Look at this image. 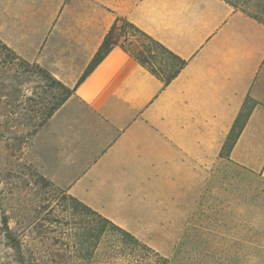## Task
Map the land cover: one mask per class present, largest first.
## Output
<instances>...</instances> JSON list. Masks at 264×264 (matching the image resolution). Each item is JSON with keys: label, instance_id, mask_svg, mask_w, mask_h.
I'll return each mask as SVG.
<instances>
[{"label": "crops", "instance_id": "obj_1", "mask_svg": "<svg viewBox=\"0 0 264 264\" xmlns=\"http://www.w3.org/2000/svg\"><path fill=\"white\" fill-rule=\"evenodd\" d=\"M117 16L186 60L168 84L120 47ZM0 42L73 93L37 130L43 175L140 240L176 239L245 98L229 161L264 174V24L225 0H0Z\"/></svg>", "mask_w": 264, "mask_h": 264}, {"label": "rangeland", "instance_id": "obj_2", "mask_svg": "<svg viewBox=\"0 0 264 264\" xmlns=\"http://www.w3.org/2000/svg\"><path fill=\"white\" fill-rule=\"evenodd\" d=\"M51 85L0 42V264H159L106 224L94 247L92 238L82 242L83 230L98 231L96 218L43 175L31 151L59 96ZM176 235L141 241L169 264H264V174L215 162Z\"/></svg>", "mask_w": 264, "mask_h": 264}, {"label": "trees", "instance_id": "obj_3", "mask_svg": "<svg viewBox=\"0 0 264 264\" xmlns=\"http://www.w3.org/2000/svg\"><path fill=\"white\" fill-rule=\"evenodd\" d=\"M225 1L232 5L236 10H240L241 12L253 17L258 22L264 24V0ZM116 46L120 47L122 50L132 56L139 64L144 66L149 72L159 78L165 85L168 84L173 78H175V76H177V74L186 64L185 59L181 58L179 55L168 49L166 46L144 32L134 23H132L125 17L117 16L113 24L110 26L109 30L104 35L97 52L84 70L78 82H80L98 64V62L112 48ZM11 52L14 53L13 51ZM15 56L17 55L15 54ZM38 68L41 72L44 73L47 79L51 80V86H56L59 91L58 98L48 109L45 115V118L43 120V123H45L47 119L53 114V112L67 99L68 96L73 93L74 87L65 85L63 82L52 76V74L43 67L38 65ZM256 104L257 101L250 96H247L245 98L221 146L219 152L220 160L229 161L230 150L237 140L239 134L241 133L252 109L256 106ZM70 199L77 206L90 211L91 214H93V216L96 218V225L99 226L96 234H93L88 229L83 230L81 234L83 239V241L81 239L82 242L90 240L92 238L94 239V242L92 243V246L94 247L95 244H97V241L99 240L102 232L104 231V224H106L117 232L119 236V242L122 245L143 249V251L145 252V257H148L147 255L152 252L158 257L159 260L157 261L159 262V264H169V259L167 257L158 255V253L155 252L149 245L142 242L127 230L116 225L93 209L87 207L74 197L70 196ZM21 262L23 264H28L24 260H21Z\"/></svg>", "mask_w": 264, "mask_h": 264}]
</instances>
